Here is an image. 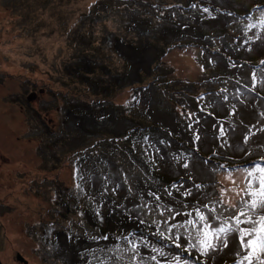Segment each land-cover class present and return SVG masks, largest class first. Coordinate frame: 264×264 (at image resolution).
<instances>
[{"label":"rangeland","instance_id":"obj_1","mask_svg":"<svg viewBox=\"0 0 264 264\" xmlns=\"http://www.w3.org/2000/svg\"><path fill=\"white\" fill-rule=\"evenodd\" d=\"M149 19L165 26L158 32ZM142 32L148 33L140 44ZM115 36L116 45H136L139 55L120 44L124 54L116 52ZM263 102L264 0H0V154L7 159L0 163L2 263L24 264L20 253L29 264H81V256L95 254L83 242L99 233L104 253L122 238L133 240L141 264H264V250L246 258L224 246L223 234L213 235L235 225L245 170L264 167ZM152 120L173 130L167 145L156 139V148L164 165L172 157L171 176H183L178 190L162 195L142 186L148 193L129 194L113 180L127 203L110 205L103 230L95 229L85 201L105 202L90 189L105 180L93 162L110 157L100 168L116 177L135 166L120 140L116 152L93 146L108 132L128 136L136 123ZM87 152L91 159L80 161ZM149 197L161 203L148 216L160 226L152 231L128 211L145 214L129 206ZM182 199L186 204L178 205ZM165 221L180 226L174 236ZM116 225L126 233L103 234Z\"/></svg>","mask_w":264,"mask_h":264},{"label":"trees","instance_id":"obj_2","mask_svg":"<svg viewBox=\"0 0 264 264\" xmlns=\"http://www.w3.org/2000/svg\"><path fill=\"white\" fill-rule=\"evenodd\" d=\"M139 2L140 1L134 2L133 6L137 5ZM130 3H132V2H130ZM126 4L128 5V3H126ZM152 5H154V4H152ZM104 6H106V8H107V3H105ZM129 6H132V5H129ZM141 6L143 7V5H141ZM127 8H131L133 10L135 9L133 7H127ZM198 13L196 12V15ZM199 14L201 16V13H199ZM96 15H98V14H96ZM181 17L182 18L179 21H182V23L184 25H187L186 24L187 21L182 20L184 18V15H182ZM194 18H196V16H194ZM135 19H137V18H135ZM135 19H132V20H135ZM149 20H151V22H152L151 27L153 29L158 30V32L161 31L162 26H165V21L163 22L162 19H160V23L153 22L152 19H149ZM194 20H196V19H194ZM179 23H181V22H176L175 25H177ZM158 25H161V26L159 27ZM146 33H148V32H146ZM146 33L142 32V34H138L137 38L140 39V44L142 41L141 38L146 37V35H145ZM116 37H118V36H115L114 38H112V42H111L112 43L111 47L115 51L117 50L114 48V41L116 40L115 39ZM103 39H104V41L107 39L109 40V38L106 36ZM159 40L161 41L160 37L157 39V43L159 42ZM122 43H125L124 40L122 41ZM128 44H131V43H128ZM133 47L136 48L137 50H139V48L136 45H134ZM116 52H119V51L117 50ZM87 57H88V55H84V56H82V58H79V61L82 62L80 64H84L88 60ZM128 63H129V61H128ZM89 66H91V63L89 64ZM115 84H117V83H115ZM101 107L105 108L104 105H102ZM91 108L93 109V106H91ZM114 111H115L114 114L117 115L116 110H114ZM101 114H102V111H101ZM136 124L138 126H135L132 128L133 129L132 132H134L133 134L130 133L131 135L129 134L128 136L127 135L125 136V132H124V134L122 133L120 135H117L116 133L108 132L107 134L109 135V137L99 140L93 146V147H99L100 145H102L104 143L105 147H108L109 150L116 152L118 147H120L119 146V140H120V142L122 141L123 144L125 145L122 148V151L127 153L131 162L135 166V168H133L130 165L131 168L125 170V171H127L125 173L122 171H119V174L116 177V176H113L110 172L107 174H103L102 168H100V166L103 163H105L106 161H108V158H110V157H108L104 154H101L97 157V160L93 162L94 169L96 171H98V173L102 176V180H105V184L103 186H99L97 188H94L93 186H91V188H90L91 192L94 193L96 196L102 194L104 196L105 202L103 204L99 205L97 203V201L94 200V198H89L88 201H85L86 206H85L84 210H85V212L86 211L88 212V215L95 222V226H94L95 229L99 228V229L103 230L102 229V227H103L102 221L104 220V217L106 215L105 213L107 210H109L110 205H112V204L122 205L123 203H125V204L127 203V202H125L127 196L122 195L116 189L117 183L115 184V181H113V180H119L118 181L119 183L125 185L126 191L129 194H139L138 191L140 189H142L141 192L147 191V189L145 190L142 187V186H145L149 190L154 189L159 194L167 195L165 192L173 193L174 191H176V189L178 190L177 186H179L180 182H181V180H179V179L183 178V176H178L176 178L171 176L170 172L173 171L172 167L175 166V165L170 163V162H172V157L170 158V160H168L169 164L164 165L163 162L165 160L161 159L160 154H159L160 152L156 148L157 147L156 139L159 140L160 137H164V139L162 141H164L165 144L167 145L168 144L167 140L169 138L171 139V133L173 132V130L171 128H169L168 126H166L160 122L154 121V120L150 121L146 125H140L139 122ZM183 131H184V129H183ZM159 142L160 141H158V143ZM189 145H190V143H189ZM93 147H91V148H93ZM193 148H195V147H193ZM169 153L173 155L174 152L173 153L169 152ZM88 158L91 159L90 153L87 152L86 154H81L80 161H85ZM103 158H104V160L102 161ZM80 185L82 186V183ZM81 192H83V191L81 190ZM147 193H148V191H147ZM185 196H187V195H185ZM187 199H188V197H187ZM181 201H182V204H179L178 202H177V204L178 205H185L186 204L185 203L186 199H184V200L182 199ZM159 204H161V203L159 202L158 204H156L151 199V197L144 198V199L140 200L139 204H132L131 206H129V208H131V209H137V208H141V207L145 208V214L140 215L137 212V210L136 211L131 210L134 213H132L130 211V209H128V211L130 214H134L135 216H138L143 221V223H145L144 224L145 228H148L151 231L153 229L157 230L160 228V226L157 223H155L153 219L148 218V216H153L159 210V208H160ZM64 207L66 210V205H64ZM179 207L180 206H178V208ZM169 220H171V221L174 220V218L172 217V213L170 214ZM165 222H166V224L163 222V224H165L164 228L170 232L167 235L174 236V230H173L174 225H176L177 228H180V226L177 225L176 222H172V223H170V221H165ZM166 225H167V227H166ZM117 230H120L119 233H121V234L126 233V230L124 231L123 228H121L120 226L118 227L116 225V227H114L113 230H104L103 234H105V236H107L106 235L107 233H110V234L115 233ZM92 232H94V231H92ZM178 232L179 231H176V233H178ZM99 238H103V235H99V233H98L96 239L99 240ZM96 239L90 237V238H88L87 241H85V243L83 242V244H85L84 249L85 250L87 248L94 249L95 254L89 253V254H87L89 256H85V257L81 256L80 257L81 264H141V262L144 260L143 255L141 254V252L137 248L136 244H134L135 242L133 240H128L126 238H122V239L118 240L116 243L110 244V249L112 250L111 252L108 251L107 253H104L105 249H107L108 247H104L100 243H96V241H97ZM96 244H97V247L94 246ZM166 244H170V242H168ZM193 245H194V243H193ZM113 246L115 248H113ZM127 249H129L131 251V253L128 256H127V254L125 256L119 255V251H125ZM114 250H115V252H114ZM100 251H101L102 256H100ZM87 259H88V261H86Z\"/></svg>","mask_w":264,"mask_h":264},{"label":"snow or ice","instance_id":"obj_3","mask_svg":"<svg viewBox=\"0 0 264 264\" xmlns=\"http://www.w3.org/2000/svg\"><path fill=\"white\" fill-rule=\"evenodd\" d=\"M245 183L246 188L242 192H237L240 199V209L232 217L235 221L234 226H221L214 230L213 235L216 239L220 238V235H224V246L228 245V234L233 233V238L237 246L244 252L246 258L251 256L252 252H255L258 248L264 250V215L258 214L257 209L260 212H264V167L254 166L251 171L245 170ZM253 181H256L255 187ZM247 197L248 199H245ZM200 221L207 220V217L202 213H197ZM189 224H195V221H188ZM246 225L241 227V225ZM208 225L205 224L202 229L204 237L209 236L207 231ZM205 247H214L213 244L207 243L205 240L200 241ZM243 264V261L240 262ZM248 264H251V260H248Z\"/></svg>","mask_w":264,"mask_h":264},{"label":"bare ground","instance_id":"obj_4","mask_svg":"<svg viewBox=\"0 0 264 264\" xmlns=\"http://www.w3.org/2000/svg\"><path fill=\"white\" fill-rule=\"evenodd\" d=\"M127 47V46H126ZM127 48H130V47H127ZM130 50L132 51V52H134V53H136V54H138L136 51H134L133 49H131L130 48ZM129 51V50H128ZM122 53V52H121ZM139 55V54H138ZM141 55V54H140ZM128 56V55H127ZM130 56H131V58H132V53L130 52ZM135 56H137V55H135L134 54V59H132L133 60V62H134V65H135V68L137 69L138 67H139V65H140V63H141V61H139ZM129 57V56H128ZM130 58V57H129ZM138 60V61H137ZM148 60H145V62H147ZM187 61H190V59L189 58H187ZM247 70V69H246ZM264 103V102H263ZM260 108L262 109V110H264V104L263 105H260ZM254 113L257 115V116H259V117H261L260 115H259V113H260V111L256 108V106H255V108H254ZM261 118H263L264 119V117H261ZM263 135H262V137H261V135H259V137L260 138H262V140L264 141V133H262ZM233 191L235 192V188H233ZM231 239H229V241H228V248H232V247H237L238 248V246H237V244H236V242H235V240H234V238L233 237H230ZM230 248V250H234V249H231ZM239 250H240V248H239ZM177 254V256L178 257H182V256H180L178 253H176ZM193 264H196V263H193Z\"/></svg>","mask_w":264,"mask_h":264},{"label":"water","instance_id":"obj_5","mask_svg":"<svg viewBox=\"0 0 264 264\" xmlns=\"http://www.w3.org/2000/svg\"><path fill=\"white\" fill-rule=\"evenodd\" d=\"M118 42V41H117ZM119 44L120 46L124 47V46H127V47H130L131 49H133L134 51H136L138 53V51L131 45V44H127V45H124L120 42H118L117 46L119 48V51L122 52L124 54V52L122 51V47H119ZM126 55V54H125ZM127 56V55H126ZM91 218V217H90ZM139 221H141L140 219H138ZM91 221L94 223V226H95V222L93 221V219L91 218ZM66 236V235H65ZM66 242L68 243V237L66 236ZM17 259L20 260L21 262H23L24 264H29L28 260L22 256L20 253L17 254ZM0 264H3L1 259H0Z\"/></svg>","mask_w":264,"mask_h":264},{"label":"flooded vegetation","instance_id":"obj_6","mask_svg":"<svg viewBox=\"0 0 264 264\" xmlns=\"http://www.w3.org/2000/svg\"><path fill=\"white\" fill-rule=\"evenodd\" d=\"M114 48L117 49V50L119 51V48H117V45H116L115 43H114ZM119 52H120V51H119ZM127 60L130 62V65H131V64H132V60H130L128 57H127ZM136 72H137V71H136ZM5 161H7V159H6L3 155L0 154V163L5 162ZM10 175H11V172H9V173L6 174L7 180H10ZM4 177H5V175L0 173V178H1V180H2ZM3 180H6V179L4 178ZM1 203H2V202H1ZM2 204H3V203H2Z\"/></svg>","mask_w":264,"mask_h":264},{"label":"crops","instance_id":"obj_7","mask_svg":"<svg viewBox=\"0 0 264 264\" xmlns=\"http://www.w3.org/2000/svg\"><path fill=\"white\" fill-rule=\"evenodd\" d=\"M231 248V247H230ZM230 248H227L228 250H230ZM231 249H234V251H236V250H238L239 249V247L237 248V247H232Z\"/></svg>","mask_w":264,"mask_h":264},{"label":"clouds","instance_id":"obj_8","mask_svg":"<svg viewBox=\"0 0 264 264\" xmlns=\"http://www.w3.org/2000/svg\"><path fill=\"white\" fill-rule=\"evenodd\" d=\"M191 218V217H190ZM163 242V241H162Z\"/></svg>","mask_w":264,"mask_h":264}]
</instances>
